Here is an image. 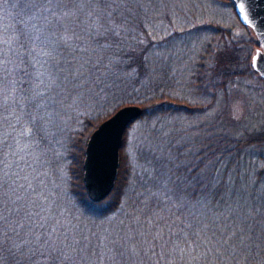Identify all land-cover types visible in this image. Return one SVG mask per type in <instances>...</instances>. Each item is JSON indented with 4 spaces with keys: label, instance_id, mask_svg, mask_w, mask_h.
Listing matches in <instances>:
<instances>
[{
    "label": "trees",
    "instance_id": "obj_1",
    "mask_svg": "<svg viewBox=\"0 0 264 264\" xmlns=\"http://www.w3.org/2000/svg\"><path fill=\"white\" fill-rule=\"evenodd\" d=\"M230 3L235 8V1L230 0ZM135 20L139 22V18H132L130 20L132 22L128 25H131ZM21 21L29 22V27H31L32 22L26 7L20 3V0H4L3 4L0 5V30L3 31L5 39L12 41L14 48L19 47L15 37L19 36ZM35 22L41 23L40 21ZM41 26L43 27L42 24ZM129 28L127 25L122 26L118 46L105 48L104 45L111 43V41L102 36L90 34L84 40L85 44H67L68 47H73L77 51L76 53L64 52L61 56H58L59 51H56V47L62 44L58 39L59 36H57L58 31L54 28L45 29L51 40L46 45H40V47L43 48V52L53 53L54 50L55 59L41 53L34 57L38 61L35 66L29 63L17 65L18 88L23 86L24 89H27L29 83L35 86L39 80L44 81V84L40 85V89L45 93V96L40 103L44 104L46 111L40 113L45 116L42 129L37 131L32 128L33 134L30 137L21 136L19 126L16 129L10 126L5 129L6 135L12 133L19 139V145L12 149L15 155L8 158L9 164L12 165L9 171L19 173L18 183H30L32 185L35 190L34 193L25 195L22 192L21 194L25 195L26 203L32 204L34 211L42 212L40 207L42 203L46 204V210L50 212L51 218L44 215L43 217L46 219L44 225L46 228L55 227L56 234L52 235V239L56 240L57 243L68 245L66 252L73 257H79L74 260V264H92L97 258L96 261L107 260V256L97 255L94 257L96 253L94 251L84 250L80 246L73 247L76 240L74 236L84 239L82 235L85 232L83 233L81 229L74 227L75 224L73 226L71 216L60 214L59 209H57L58 205L51 200L53 193L56 192L53 187L56 184L47 183V185L45 183V185L43 182L41 186H38L40 185V183L38 184L39 180L33 175V172L25 167L30 165L32 161L30 153L33 146L31 143L36 140L39 141V134H43L42 132L47 129L46 115L51 111L50 108L55 107L50 102L62 97H72L75 92L76 95L74 96L82 100L83 103L92 106L97 105L102 109L106 108L105 114H101L97 118L98 122L93 123L91 133L101 121L123 105L140 104L143 107L142 116L147 113L151 116L161 115L172 112L175 105L179 108L185 105L173 101V98L165 93H158L161 88L168 92L172 85L171 83L162 85L159 67H157L158 63L151 64L148 51L153 42L152 33L149 32L144 36L143 31L139 34ZM214 28V31L218 32V36H214L209 42L208 47L203 52L202 60L200 59L201 62L194 65L193 82L197 86L216 84L220 88L236 78L244 76L237 73L242 67L249 70V75H255L258 79L264 80V77L255 70L253 65V57L261 48L257 35L253 32L254 37L248 40L237 39L234 37L232 29L220 28L219 26ZM19 40L24 42V37L19 36ZM37 51L39 52V48ZM45 60L47 63H44ZM25 68L30 74L29 76L24 75L23 70ZM72 68H81L82 71L79 73L72 72L70 71ZM38 73L44 75L39 76ZM49 75H52L53 79L59 76L60 79L57 82L60 83L67 76V80L63 81H66L64 84H67L68 88H65L64 85L58 89L51 88L48 85ZM98 76H103V79L98 80ZM74 79L77 81L76 83L73 82ZM138 90H146L147 94H153L149 101H145V103H149L150 111L148 106L143 104V101L136 102V100L131 99ZM206 91L207 89H204L203 92ZM26 107L32 108L31 97L28 98ZM24 123L27 124V121ZM88 139L86 137L83 141L84 144L78 155L76 150L72 148L74 143L71 142L69 170L71 193L82 206L83 209L81 208V210L85 215L105 216L120 210L124 204L123 197L126 195L125 186L129 185L133 178L134 181L132 180L131 183L134 184V189L128 194L125 201V212L131 216L145 215L151 221L149 226L152 227V231L156 230L159 225L165 226L163 230H167L163 231L162 241L164 239L168 241L165 249L173 246L174 264H180L179 261L182 259L185 261L189 255L193 256L196 252H199L201 259H203L202 264H264V238L261 237L259 229L253 232L252 240L245 238V248H241L239 242H236L235 255H233L232 249L219 247L210 240L211 229L215 228L217 233L226 229L234 217L251 212L259 219V214L264 213V165L257 171H250L241 164L243 161L241 150L243 148L258 146L264 150V128L251 130L245 126L239 134L233 132L215 134L201 140L198 144L201 149L196 153L192 151L187 153L184 155V160L179 158L176 153L161 152L158 156L159 159L155 157L157 155H154L152 163H155L159 168L155 175L146 174L141 177L139 174H135L130 179L132 172L130 171L127 179L126 172L122 170L120 162L112 191L99 203H94L90 199L84 181V159ZM9 142H12L11 138H9ZM165 150L167 151V149ZM261 155L264 157V152L261 151ZM218 162L223 163L224 168H215ZM227 165L232 167L226 168ZM161 170H164L165 174H159ZM24 177H27V180L23 179ZM12 179H17V177L13 176ZM166 180L171 181V185H168L169 189L166 187L160 189L159 182ZM164 189L167 192L162 194L161 191ZM158 190L160 191L158 192ZM56 193L58 194V192ZM40 195L48 197V200L41 199ZM206 198L208 202H206ZM192 205L204 207L206 209L205 216L195 218L191 211L188 212L191 209L196 213ZM52 210H57L56 215H52ZM205 228L209 231H203ZM65 233L68 234L67 237ZM138 238L141 240L145 236L141 234L138 235ZM99 239L108 240L100 236ZM82 242L84 245L85 242L83 240ZM137 242L141 243V241ZM230 243L232 242L230 241Z\"/></svg>",
    "mask_w": 264,
    "mask_h": 264
},
{
    "label": "rangeland",
    "instance_id": "obj_2",
    "mask_svg": "<svg viewBox=\"0 0 264 264\" xmlns=\"http://www.w3.org/2000/svg\"><path fill=\"white\" fill-rule=\"evenodd\" d=\"M133 12L134 19L139 18V22L135 20L127 26L139 34L143 31L144 36L149 32L152 33L153 42L148 51L151 64L158 63L161 84L172 85L168 92L161 88L158 93H165L173 98V101L185 105L182 106L183 108L175 105L172 112L166 111L167 113L157 116L148 113L142 116V113L128 126L120 148L121 168L126 172L127 179L130 171H132L130 179L135 174L141 177L146 174L155 175L159 168L152 163L153 156L157 155L155 157L159 159L161 152L176 153L183 159L187 153L191 151L196 153L201 149L198 146L201 140L215 134L226 132L239 134L245 126L251 130L264 128V80L249 75L246 67H242L241 70L239 68L237 72L244 76L220 88L216 84L197 86L193 82L194 65L201 62L209 42L214 36H218V32L214 31L215 26L232 29L237 39L248 40L254 37L253 28L240 21L230 0H140V3L133 7ZM129 18L131 20L133 17ZM57 34L60 36V31ZM89 35L88 31L77 28L75 33H68V44H85L84 40ZM56 48V51H59L58 56L64 52H77L64 43ZM65 82L63 81V85L68 88ZM57 83L60 84L59 81ZM204 89L207 91L203 92ZM145 91L138 90L131 99L136 102L143 101L150 111L149 103L145 101H149L153 94L149 95ZM74 95L75 92L72 97H62L50 102L55 107L50 108L51 111L46 115L47 129L42 132L43 134H39V141L31 143L32 161L25 167L39 180L38 186L43 182L56 184L53 187L59 195L53 193L51 200L58 205L60 214L71 216L73 226L75 224L74 227L85 232L82 235L84 239L74 236L76 240L73 247L80 246L84 250L94 251L96 252L94 257L107 256V260L96 261L97 258L92 264H101V261L103 264H174L173 246L165 249L168 241L165 239L162 241L163 231L167 230H163L165 226L159 225L152 231V227L149 226L151 221L145 215L131 216L125 212V201L134 189V184L131 183L133 178L130 184L125 186L126 195L123 197L124 204L120 210L105 216L85 215L81 210L82 206L77 202L70 188L71 142L74 143L72 148L78 155L84 144L83 141L86 137L89 138L91 127L98 122L97 118L101 114H105L106 108L103 110L97 105L83 103ZM49 114L51 119L48 118ZM261 151L264 152L258 146L243 148L242 166L250 171L261 168L264 165ZM222 167L224 168V165L221 162L215 165V168ZM227 167L232 166L227 165ZM159 174L163 175L165 171L161 170ZM170 183L171 181L168 180L161 181L159 188H168ZM165 192L166 189L161 191L162 194ZM40 198L48 200V197L41 195ZM206 202H208L207 198ZM40 208L43 210V213L39 212L42 217L46 215L51 218L50 212L46 210V204L42 203ZM192 208L196 213L190 208L187 210L191 211L195 218L205 216L204 207L192 205ZM52 211L54 215L57 210ZM141 234H144L145 238L139 240L138 235ZM99 236L108 240H100ZM82 240L85 242L84 245ZM194 254L178 263L202 264L203 259L199 252Z\"/></svg>",
    "mask_w": 264,
    "mask_h": 264
},
{
    "label": "snow or ice",
    "instance_id": "obj_3",
    "mask_svg": "<svg viewBox=\"0 0 264 264\" xmlns=\"http://www.w3.org/2000/svg\"><path fill=\"white\" fill-rule=\"evenodd\" d=\"M3 2L4 0H0V5ZM20 3L26 7L32 22L29 27V22L21 21L19 36L24 37V42H20L19 36L15 37L19 47L14 48L12 41L5 39L0 30V264H74V260L79 257L66 252L68 245L52 239L56 228H46L45 218L33 210L31 203L25 202V195L35 191L32 185L18 183L19 173L9 171L12 165L8 158L15 155L12 149L19 145V139L12 133L6 135L5 129L9 126L16 129L19 126L20 135L30 137L33 134L32 128L37 131L42 129L45 116L40 113L46 111L44 104L40 103L45 96L40 89L44 81L39 80L35 86L29 83L27 89L23 86L18 88L17 65L29 63L35 66L38 61L34 57L41 53L55 59L54 50L53 53L43 52L40 47L51 40L45 29L60 31L58 39L64 44L69 43L68 33H75L77 28H82L90 34L111 41L104 45L105 48L118 46L122 26L132 22L129 17L135 18L133 7L140 0H20ZM23 71L24 75H30L26 68ZM70 71L79 73L82 69L72 68ZM58 79L59 76L53 79L49 75L48 85L58 89L63 86V80H67V76L59 85L56 82ZM97 79H103V76H98ZM73 82L77 81L74 79ZM29 97L31 109L26 107ZM48 118L51 119L50 114ZM9 138L12 142H9ZM13 176L17 179H12ZM23 179L27 180V177ZM256 229L260 230L261 237L264 238V213H260L257 219V216L248 212L234 217L227 228L218 233L215 228L211 229L210 240L219 247L232 249L235 255L236 242H239L241 248H245V238L252 240ZM203 231L209 229L205 228ZM67 235L65 233L66 237Z\"/></svg>",
    "mask_w": 264,
    "mask_h": 264
},
{
    "label": "water",
    "instance_id": "obj_4",
    "mask_svg": "<svg viewBox=\"0 0 264 264\" xmlns=\"http://www.w3.org/2000/svg\"><path fill=\"white\" fill-rule=\"evenodd\" d=\"M235 10L240 21L254 29L261 43L253 57V65L264 77V0H235ZM142 113L143 107L139 104L123 105L90 134L85 149L84 181L91 200L101 201L112 191L125 131Z\"/></svg>",
    "mask_w": 264,
    "mask_h": 264
}]
</instances>
